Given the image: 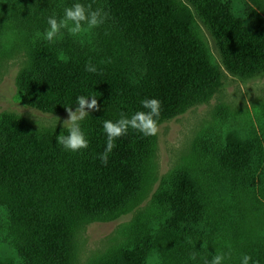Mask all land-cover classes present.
I'll use <instances>...</instances> for the list:
<instances>
[{
    "label": "trees",
    "instance_id": "obj_1",
    "mask_svg": "<svg viewBox=\"0 0 264 264\" xmlns=\"http://www.w3.org/2000/svg\"><path fill=\"white\" fill-rule=\"evenodd\" d=\"M98 1L64 0V9L76 2L87 6ZM100 1L105 3L100 9L107 14L100 25L111 29L105 35L132 39L141 48L140 79H130L108 50V42L40 44L18 78L24 103L43 112H67L69 106L75 110L78 96L95 97L99 110L89 109L80 122L88 147L73 152L57 144L58 135L68 134L66 126H39L14 113L0 119V201L13 219L12 232L20 235L22 223L33 230L32 241L20 240L22 264H78L81 232L89 223L133 212L152 193L157 180V135L144 136L129 129L115 140L107 165H102L103 122L148 111L141 101L155 98L161 102L159 126L220 89L223 71L213 62L197 21L212 34L228 69L264 72V23L255 28L245 25L221 0H188L190 7L181 0ZM89 63L97 68L96 73L85 71ZM232 145L226 157L232 160L230 164L245 168L240 142ZM171 184L163 197L167 195L165 207H171L176 226L177 220L196 218L204 205L188 174H178ZM254 212L260 215L263 225L259 227L264 228L263 209ZM110 254L97 264H144L140 247ZM246 254L252 257L249 264H264V243ZM0 264L15 262L0 259Z\"/></svg>",
    "mask_w": 264,
    "mask_h": 264
},
{
    "label": "rangeland",
    "instance_id": "obj_2",
    "mask_svg": "<svg viewBox=\"0 0 264 264\" xmlns=\"http://www.w3.org/2000/svg\"><path fill=\"white\" fill-rule=\"evenodd\" d=\"M181 1L189 6L188 0ZM221 1L229 4L245 25L255 28L264 23V0ZM90 4L96 9L105 5L100 0ZM63 15L64 0L0 1V119L14 113L53 128L63 126L67 119V112H43L22 99L18 78L40 44L108 42V50L130 79H140L141 48L129 38L107 37L109 27L88 29L85 25L78 35L61 29L54 41L44 39L48 18ZM197 24L213 62L223 71L220 89L207 101L158 126L154 144L157 180L152 193L133 212L89 223L81 232L78 264H97L112 251L133 247L144 250V264H207L218 253L225 255L223 264H240L247 251L264 243V228L259 227L263 224L254 212L263 209L264 219V72L228 69L208 28L200 21ZM237 141L247 161L245 168L230 164L232 160L226 157ZM182 173L193 178L204 206L196 218L177 220L174 226L173 211L169 204L165 207L167 195L163 194L172 189L173 179ZM6 210L0 201V259L22 264L20 240L32 241L33 230L22 223L20 235L12 232L13 219ZM193 253L195 260L190 258Z\"/></svg>",
    "mask_w": 264,
    "mask_h": 264
},
{
    "label": "clouds",
    "instance_id": "obj_3",
    "mask_svg": "<svg viewBox=\"0 0 264 264\" xmlns=\"http://www.w3.org/2000/svg\"><path fill=\"white\" fill-rule=\"evenodd\" d=\"M107 14L102 9H92V5L87 6L76 2L70 7L64 9L63 17L57 19L55 16L49 17L47 20L48 28L45 30L44 39L49 42L55 40L60 34L61 29H67L72 35L80 34L86 25L88 29L98 27L104 23ZM85 71L96 73L97 68L89 63L85 67ZM91 98V99H90ZM78 105L75 110L71 106L66 108L67 119L63 121V126L67 127V135L61 133L57 136V144L62 145L65 150L79 151L88 147V140L82 131L80 122L89 115L85 109L99 110V105L95 97L78 96L76 98ZM141 105L148 111H137L130 117L121 114L116 121L105 120L103 122V131L106 134V147L103 153L99 154V160L102 165H107L109 154L116 147L115 140L126 135L129 129L135 130L144 136H154L158 132L157 118L160 115L161 102L155 98L144 99ZM191 259L195 260V253L191 254ZM225 255L222 253L212 255L207 264H223ZM252 260L250 255H243L241 264H249ZM253 264L258 262L253 261Z\"/></svg>",
    "mask_w": 264,
    "mask_h": 264
}]
</instances>
